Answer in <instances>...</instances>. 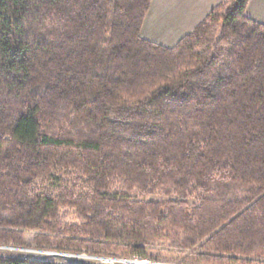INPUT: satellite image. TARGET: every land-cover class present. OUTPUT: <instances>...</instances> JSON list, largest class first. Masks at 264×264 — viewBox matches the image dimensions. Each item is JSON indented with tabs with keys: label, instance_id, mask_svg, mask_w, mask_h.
Instances as JSON below:
<instances>
[{
	"label": "trees",
	"instance_id": "obj_1",
	"mask_svg": "<svg viewBox=\"0 0 264 264\" xmlns=\"http://www.w3.org/2000/svg\"><path fill=\"white\" fill-rule=\"evenodd\" d=\"M249 1L166 48L142 37L153 0H0V247L264 264V24Z\"/></svg>",
	"mask_w": 264,
	"mask_h": 264
},
{
	"label": "crops",
	"instance_id": "obj_2",
	"mask_svg": "<svg viewBox=\"0 0 264 264\" xmlns=\"http://www.w3.org/2000/svg\"><path fill=\"white\" fill-rule=\"evenodd\" d=\"M225 1L153 0L142 28V37L163 47L173 48ZM246 16L264 24V0H250Z\"/></svg>",
	"mask_w": 264,
	"mask_h": 264
},
{
	"label": "rangeland",
	"instance_id": "obj_3",
	"mask_svg": "<svg viewBox=\"0 0 264 264\" xmlns=\"http://www.w3.org/2000/svg\"><path fill=\"white\" fill-rule=\"evenodd\" d=\"M0 255L5 256H22V255H32L36 259H44L56 263H85V264H188L184 257L177 256L173 253H165V258L159 262H154L151 260H143L138 258H132L128 260H117L114 258H93L86 255H72V254H62V253H49L41 252L34 249H23L16 247H0Z\"/></svg>",
	"mask_w": 264,
	"mask_h": 264
},
{
	"label": "bare ground",
	"instance_id": "obj_4",
	"mask_svg": "<svg viewBox=\"0 0 264 264\" xmlns=\"http://www.w3.org/2000/svg\"><path fill=\"white\" fill-rule=\"evenodd\" d=\"M127 264H131V263H127ZM142 264V263H141ZM144 264V263H143Z\"/></svg>",
	"mask_w": 264,
	"mask_h": 264
}]
</instances>
